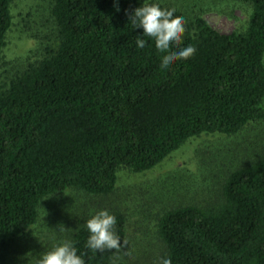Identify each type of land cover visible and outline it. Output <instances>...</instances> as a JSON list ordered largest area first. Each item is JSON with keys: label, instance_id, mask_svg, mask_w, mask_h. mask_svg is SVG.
<instances>
[{"label": "trees", "instance_id": "1", "mask_svg": "<svg viewBox=\"0 0 264 264\" xmlns=\"http://www.w3.org/2000/svg\"><path fill=\"white\" fill-rule=\"evenodd\" d=\"M12 1L0 0V67ZM239 1L251 6L239 33L221 34L174 10L186 23L171 51L191 45L196 52L164 70L165 53L148 37L137 48L142 29L128 19L156 2L51 0L55 46L0 88V264H36L65 241L85 264H115L123 246L103 253L86 247L89 217L65 214L53 225L75 224L63 231L65 240L52 229L55 236L40 233L29 246L43 202L67 190L109 196L122 168L151 171L192 138L231 137L264 120V0ZM107 210L125 243V216ZM155 228L156 264H264V155L226 176L219 201L172 206Z\"/></svg>", "mask_w": 264, "mask_h": 264}, {"label": "rangeland", "instance_id": "2", "mask_svg": "<svg viewBox=\"0 0 264 264\" xmlns=\"http://www.w3.org/2000/svg\"><path fill=\"white\" fill-rule=\"evenodd\" d=\"M146 1L179 11L189 21L200 17L221 34L244 31L251 12V6L239 0ZM50 5L51 0L12 1L13 25L3 49L0 88L9 77L40 59L45 48L55 46L57 35L49 17ZM262 155L264 120L251 122L231 137L201 135L192 138L151 171L135 174L120 169L116 190L109 196L96 197L67 190L47 198L39 212L42 224L33 228L27 244H36L33 239L40 238V233L46 240L52 233L55 236V229L62 231L65 240L68 233L63 231L69 232L75 224L53 226L58 221L64 222L65 214L85 219L101 209L117 210L127 220L128 233L115 264H156L162 248L156 239L155 226L164 210L190 202L219 201L226 176L252 164ZM15 249L13 244L14 253Z\"/></svg>", "mask_w": 264, "mask_h": 264}, {"label": "clouds", "instance_id": "3", "mask_svg": "<svg viewBox=\"0 0 264 264\" xmlns=\"http://www.w3.org/2000/svg\"><path fill=\"white\" fill-rule=\"evenodd\" d=\"M113 3L117 5L119 0H113ZM128 19L134 29H142V35L136 38L137 48H145L148 41L143 37H148L154 41L157 51L165 53L162 69L168 70L178 60H187L195 54L196 49L191 45L171 51L173 46L179 47L182 43L186 23L183 18L175 16L174 10L163 9L159 3H145L135 8ZM115 225L116 217L107 209L95 211L83 225L88 234L86 247L95 253L121 248L124 243L116 234ZM36 264H85V260L73 243L65 241L41 253ZM160 264H171V259L162 258Z\"/></svg>", "mask_w": 264, "mask_h": 264}]
</instances>
